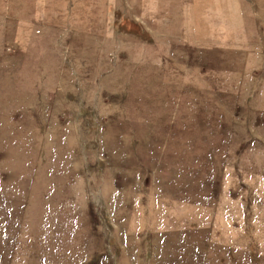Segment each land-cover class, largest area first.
<instances>
[{"label":"rangeland","instance_id":"obj_1","mask_svg":"<svg viewBox=\"0 0 264 264\" xmlns=\"http://www.w3.org/2000/svg\"><path fill=\"white\" fill-rule=\"evenodd\" d=\"M0 264H264V0H0Z\"/></svg>","mask_w":264,"mask_h":264}]
</instances>
